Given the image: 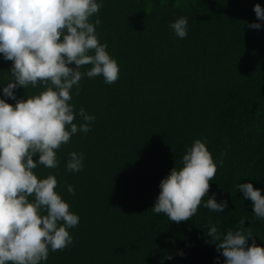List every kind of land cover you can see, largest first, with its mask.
Returning <instances> with one entry per match:
<instances>
[{"label":"trees","instance_id":"16d2710c","mask_svg":"<svg viewBox=\"0 0 264 264\" xmlns=\"http://www.w3.org/2000/svg\"><path fill=\"white\" fill-rule=\"evenodd\" d=\"M256 3L264 8V0H102L96 33L119 79L107 85L85 76L79 95L73 88L77 113L83 107L95 116L91 131L61 146L57 168L34 170L57 178L55 190L80 218L69 229L72 245L50 251L42 264H224L208 226L226 233L241 218L264 247V219L236 188L252 183L264 195V21ZM181 16L188 18L184 39L170 27ZM253 22L261 28L248 27ZM11 64L0 54V98L14 106L3 96ZM38 91L21 87L15 95ZM74 123H83L78 114ZM204 138L214 160L227 150L208 193L227 208L210 211L205 196L188 221L156 215L161 180ZM71 152L83 153L82 171H66Z\"/></svg>","mask_w":264,"mask_h":264},{"label":"clouds","instance_id":"9594fccd","mask_svg":"<svg viewBox=\"0 0 264 264\" xmlns=\"http://www.w3.org/2000/svg\"><path fill=\"white\" fill-rule=\"evenodd\" d=\"M101 7L102 0H0V54L12 62L3 96L16 101L13 106L0 98V264H42L50 251H62L73 243L69 229L78 226L79 216L55 190L57 178L52 174L38 178L34 170L39 165L57 168L61 146L78 132L91 131L95 116L83 107L77 113L70 103L73 88L79 95L85 76H102L107 85L119 79L118 63L96 33ZM253 10L264 21L259 3ZM170 27L184 39L188 18L181 16ZM248 27L260 29L261 24L253 22ZM21 87L39 91L17 99L15 90ZM77 114L83 121L79 125L74 123ZM206 143V138L196 139L182 156V166L173 167L161 180L151 208L156 215L163 213L177 224L188 221L205 196L203 207L210 211L227 208V200L217 202L215 193L208 196L227 150L217 161ZM82 170L83 153H69L66 171ZM236 188L252 201L255 216L264 219L261 190L252 183L236 184ZM67 191L75 195L73 186L68 185ZM207 237L224 264H264V247L257 245L251 228H245V218L226 233L210 224Z\"/></svg>","mask_w":264,"mask_h":264}]
</instances>
